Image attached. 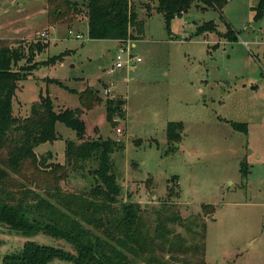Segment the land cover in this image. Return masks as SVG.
<instances>
[{"label":"rangeland","instance_id":"374dc122","mask_svg":"<svg viewBox=\"0 0 264 264\" xmlns=\"http://www.w3.org/2000/svg\"><path fill=\"white\" fill-rule=\"evenodd\" d=\"M257 1L229 0L223 11L194 4L183 18L172 21L171 30L161 12L148 16L143 11L145 31L133 40L143 61L135 79L126 82L120 76L123 71L107 73L117 43L90 38L83 14L52 20L48 0H0V41L16 46L26 40L50 42L36 57L39 67L18 83L14 113L28 117L42 93L51 96L57 110L83 109L86 139H119L111 154L122 188L118 206L139 203L151 228L163 209L179 212L184 226L170 227L186 246L204 247L209 264H264V17L254 19ZM210 20L222 33L231 24L238 39L218 32L196 35L197 27ZM42 32L49 33L48 38ZM79 33L83 38L76 37ZM64 52L62 60L43 63ZM111 78L121 92L112 100L125 101L119 122L108 118L109 100L101 94ZM88 87L98 90L102 101L83 99ZM171 122L181 123L176 142L168 138ZM232 122L247 124L248 131L235 129ZM56 129L57 140L35 149L45 166L28 159L14 175L42 194L57 181L64 192H88L96 184L92 176L98 163L68 161L66 140L79 138L62 122ZM50 162L65 164L56 170L63 178L56 179ZM0 225L5 228L0 230V264L7 253L20 251L30 240L73 251L63 239L45 233L26 237ZM176 235L170 237L175 240ZM49 264L75 263L55 259Z\"/></svg>","mask_w":264,"mask_h":264},{"label":"trees","instance_id":"16d2710c","mask_svg":"<svg viewBox=\"0 0 264 264\" xmlns=\"http://www.w3.org/2000/svg\"><path fill=\"white\" fill-rule=\"evenodd\" d=\"M157 1V5H153L152 0L138 5L131 0H48V13L52 20L73 13L83 14L87 17L90 38L126 40L129 37L138 39L139 34L143 33L146 18L140 13L142 8L148 16L154 11L161 12L167 29L171 30L172 21L183 17L194 4L203 9L223 11L229 2ZM252 9L254 19H262L264 0H258ZM227 25L225 33L218 32L217 24L210 20L197 27L196 35L218 32L221 37L236 41V30L231 24ZM49 45L47 39L35 42L26 40L18 46L0 41V151L5 150L4 154H0V224L26 237L45 233L63 239L72 245L73 251L30 240L20 251L7 253L3 264H49L55 259L75 264H209L204 247L186 246L180 235H176L170 227L171 224L184 226L185 221L179 212L163 209L156 227L151 228L146 223L143 207L139 203L130 201L117 205L122 188L112 169L111 154L118 140L105 139L103 136L86 139L83 109L57 110L51 96L42 93L39 100L32 104L28 117L23 118L14 113L18 83L39 67L36 57ZM65 53L55 55L43 63L62 60ZM24 60L25 63L21 64ZM98 92L88 87L81 97L94 103L102 101ZM124 105L125 101L121 98L107 101L108 118L113 121L114 115L123 116ZM57 122L75 130L80 141L66 140L68 161L98 163L92 176L96 184L88 192H64L57 181L46 194H42L24 181L20 183L14 175L21 173L28 159L45 166L44 161L39 162L35 149L43 143L58 139ZM180 125V122L169 124V140L176 142L179 139L180 135L176 131ZM232 125L237 130L248 131L245 123L232 122ZM48 167L51 172L55 171L53 174L57 180L63 178L56 170L65 168V164L50 162ZM242 171L246 176L244 165ZM176 178L175 175L173 180L176 181ZM171 234L176 235L175 240L170 237ZM165 252L170 255L169 258H166ZM139 259L144 263H139Z\"/></svg>","mask_w":264,"mask_h":264},{"label":"built area","instance_id":"2783aa9c","mask_svg":"<svg viewBox=\"0 0 264 264\" xmlns=\"http://www.w3.org/2000/svg\"><path fill=\"white\" fill-rule=\"evenodd\" d=\"M42 37H47V33H42ZM78 39L83 38L82 34H77ZM136 39L131 37L126 40H117L118 47L115 51L113 57L114 62L108 68L107 73L110 76H114L118 71H123L121 77H125V81L129 82L135 79V74L138 71L143 59L141 56L134 51L136 47ZM120 86L114 78L106 81L102 87L101 94L106 98V100H112L120 94ZM119 115H114L113 121L119 122ZM116 132L118 135L122 134L123 130L120 127H116ZM119 141V139H117Z\"/></svg>","mask_w":264,"mask_h":264},{"label":"crops","instance_id":"0c3cea01","mask_svg":"<svg viewBox=\"0 0 264 264\" xmlns=\"http://www.w3.org/2000/svg\"><path fill=\"white\" fill-rule=\"evenodd\" d=\"M131 1H132V2H135L134 0H131ZM146 2H147V1H146ZM135 4H137V3H135ZM142 4H143V3L138 4V5H142ZM143 11H145L144 8H142V10L140 11V13H143ZM185 14H186V13H185ZM185 14H184V15H185ZM184 15H183V17H184ZM183 17H181V18H183ZM175 19H177V18H175ZM51 26H52V25H51ZM144 31H145V28H144ZM144 31H143V33H144ZM70 32H71V30H70ZM42 33H44V32H42ZM42 33H41V34H42ZM143 33L139 34V36L142 35ZM41 34H40V35H41ZM47 34H48V36H49V33H47ZM79 34H82V33H79ZM82 35H83V34H82ZM48 36H47V38H48ZM139 36H138V37H139ZM109 40H110V41H113V42H115V43H117V46H118V42H117V40H113V39H109ZM137 40H138V39H137ZM48 41H49V40H48ZM136 43H137V42H136ZM109 55H110V57H111V56H112V52H109ZM121 75H122V74H120V76H121ZM120 76H119V77H120Z\"/></svg>","mask_w":264,"mask_h":264},{"label":"water","instance_id":"95a60500","mask_svg":"<svg viewBox=\"0 0 264 264\" xmlns=\"http://www.w3.org/2000/svg\"><path fill=\"white\" fill-rule=\"evenodd\" d=\"M91 173V172H90ZM5 228L3 226L0 225V230H4Z\"/></svg>","mask_w":264,"mask_h":264}]
</instances>
